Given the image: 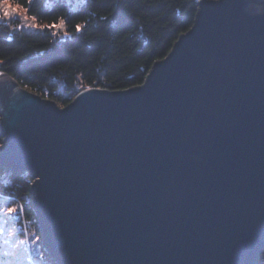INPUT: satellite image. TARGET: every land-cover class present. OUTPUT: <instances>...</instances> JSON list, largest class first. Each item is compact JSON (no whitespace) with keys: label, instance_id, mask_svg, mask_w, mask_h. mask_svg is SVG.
<instances>
[{"label":"water","instance_id":"95a60500","mask_svg":"<svg viewBox=\"0 0 264 264\" xmlns=\"http://www.w3.org/2000/svg\"><path fill=\"white\" fill-rule=\"evenodd\" d=\"M198 0L142 83L66 105L0 71V165L28 171L57 264H254L264 250V11Z\"/></svg>","mask_w":264,"mask_h":264},{"label":"trees","instance_id":"16d2710c","mask_svg":"<svg viewBox=\"0 0 264 264\" xmlns=\"http://www.w3.org/2000/svg\"><path fill=\"white\" fill-rule=\"evenodd\" d=\"M12 1L40 25L25 29L20 19L0 18V71L60 105L84 88L142 83L154 61L192 26L198 9V0H31V6L29 0ZM76 25L83 31L77 33ZM32 181L28 171L0 165V205L15 206L18 222H32L42 238ZM43 252L45 263L57 264ZM254 264H264V250Z\"/></svg>","mask_w":264,"mask_h":264},{"label":"rangeland","instance_id":"374dc122","mask_svg":"<svg viewBox=\"0 0 264 264\" xmlns=\"http://www.w3.org/2000/svg\"><path fill=\"white\" fill-rule=\"evenodd\" d=\"M4 7L16 11L10 17L4 18L2 14ZM0 18L11 22L20 19L25 29H37L40 25L24 7L12 0H0ZM9 208L17 211L15 206L0 205V264H47L44 262L45 249L42 239L32 227V222L30 225L29 222L28 225L18 222V214L16 211L9 213ZM21 228L24 232H21Z\"/></svg>","mask_w":264,"mask_h":264},{"label":"snow or ice","instance_id":"6c2138e0","mask_svg":"<svg viewBox=\"0 0 264 264\" xmlns=\"http://www.w3.org/2000/svg\"><path fill=\"white\" fill-rule=\"evenodd\" d=\"M29 6H31V0H29ZM247 8L250 9V10H261V11H264V0H249V2L247 3ZM16 10L15 9H12L10 11L9 7H4L3 8V17L4 18H7V17H10L12 15L13 12H15ZM33 19H35V17H33ZM102 19H107V17H103ZM33 27H35V25H31ZM50 28H58L59 25H56V24H52V25H49ZM75 31L77 33L79 32H82L83 29L80 25H76L75 26ZM0 147H3L2 145H0ZM16 209H13V208H9L8 209V212L9 213H13L15 212Z\"/></svg>","mask_w":264,"mask_h":264}]
</instances>
